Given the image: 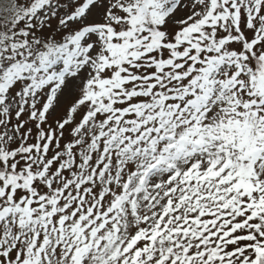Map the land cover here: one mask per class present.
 Returning <instances> with one entry per match:
<instances>
[{
    "label": "snow or ice",
    "instance_id": "1",
    "mask_svg": "<svg viewBox=\"0 0 264 264\" xmlns=\"http://www.w3.org/2000/svg\"><path fill=\"white\" fill-rule=\"evenodd\" d=\"M0 264H264V0H0Z\"/></svg>",
    "mask_w": 264,
    "mask_h": 264
}]
</instances>
